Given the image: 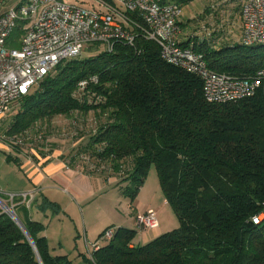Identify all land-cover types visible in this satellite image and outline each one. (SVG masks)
<instances>
[{"label": "trees", "instance_id": "1", "mask_svg": "<svg viewBox=\"0 0 264 264\" xmlns=\"http://www.w3.org/2000/svg\"><path fill=\"white\" fill-rule=\"evenodd\" d=\"M218 1L205 9L211 13L219 8L224 15L229 10L232 16L241 9V0ZM190 2L177 4L182 9ZM130 16L143 25L139 16ZM219 19L209 16L206 24L214 27ZM212 33L206 38L188 33L181 46L192 45L217 73L252 78L264 68V46L247 47L240 40L217 47ZM136 34L132 46L116 43L109 52L93 44L89 47L97 55L61 63L17 102L19 109L5 134L29 135L38 124L93 111L99 120L95 118L86 144L62 155L72 158L71 166L77 159L88 166L86 173L118 175L119 184H127L123 195L132 201L155 166L179 227L142 246L137 230L110 227L113 238L101 246L106 230L93 259L84 256L89 264H264L263 93L238 102L208 103L199 77L168 63L156 43L146 41L141 31ZM82 81H88L84 91L79 90ZM84 135L79 128L72 138ZM61 143H38L34 151L45 157L52 152L47 144ZM15 204L43 264H76L69 256L53 255L45 225L32 220L20 200ZM18 207L24 209L23 217ZM0 264H40L24 232L1 208Z\"/></svg>", "mask_w": 264, "mask_h": 264}, {"label": "built area", "instance_id": "2", "mask_svg": "<svg viewBox=\"0 0 264 264\" xmlns=\"http://www.w3.org/2000/svg\"><path fill=\"white\" fill-rule=\"evenodd\" d=\"M12 1L0 0V120L61 63L81 57L93 44L109 52L116 43L132 46L136 31H141L146 41L156 43L168 63L199 77L208 103L238 102L259 92L264 95V68L252 78L217 73L192 45L181 46L182 9L168 0H96L102 9L99 11L74 5L70 0H24L9 8ZM131 14L139 16L143 25L132 21ZM241 20L242 44L264 46V0H241ZM14 33H18L15 42ZM87 86L88 81H82L79 90ZM1 196H10L7 202L13 209L16 200L27 208L34 200L33 192L18 196L0 192L2 200ZM135 224L138 232L156 229V212L138 214ZM113 236L114 231L107 230L101 241ZM98 245L93 244V251ZM89 257L93 259V253Z\"/></svg>", "mask_w": 264, "mask_h": 264}, {"label": "rangeland", "instance_id": "3", "mask_svg": "<svg viewBox=\"0 0 264 264\" xmlns=\"http://www.w3.org/2000/svg\"><path fill=\"white\" fill-rule=\"evenodd\" d=\"M23 1L13 0L8 4V7H17ZM70 2L87 9L102 10L96 0H70ZM216 4H219L218 0H191L189 4L182 5L181 18L186 24L183 27L185 37H188V33L192 35L197 32L201 38H206L212 33L211 31L215 30L218 36L213 35V33L212 36L218 40L216 39L214 46L220 47L224 43L234 44L241 40L239 38L240 27H242L241 9L233 13L234 16L229 10H224V15L219 8L212 9V14L208 12V9H205L206 7H214ZM215 14L220 18L219 21L214 23L216 24L214 27L208 26V17L211 16L212 18V15ZM12 37V41L15 42L18 39V33H14ZM15 47L18 48L19 46L15 44ZM97 54V50L87 46L84 49L83 58ZM18 109V103H15L0 120V138L2 137L5 143L15 149H24L25 154L31 160L32 158L35 159L34 150L39 145L38 143L46 144V142L61 141L62 148L59 147V144H47V149L52 150L51 154L59 150L63 154L74 153L79 144H86V136L87 134L89 136L88 132L94 128L95 118H97L93 111H90L89 114L75 112L68 118L59 117L46 121L43 125L38 124L29 135L22 134L13 137L7 134H5L6 136L3 135L9 128L13 115ZM74 122H76L75 125ZM79 128L83 130L85 135L81 138H72L75 133H78ZM36 130H40L39 133H43V137ZM23 137L27 139L23 140L25 139ZM61 157L65 158L64 156ZM81 157L82 155H78L79 160L82 159ZM45 159V157L40 156V161ZM71 163L72 158L68 161L69 165ZM76 166L80 169L68 167L66 170L70 172L67 174L60 171L49 177L50 181L45 183V189L41 192L35 188V181L31 182L26 177L20 169L21 167H18L15 160H10L9 153L0 145V192L4 195L13 194L16 196L23 193H34V200L29 205L27 214L35 221H40L45 225L47 243L53 255H66L76 264H89L84 256H80L79 253H86L87 255L88 249L93 250V243L99 238L100 233L108 230V227L114 228V225L118 226L121 223H126L124 227L128 229L134 226V219L138 215L135 213L145 209L150 203L156 209L159 228L143 232L137 231L136 240L140 246L146 245L155 238L179 227V220L174 210L165 200L154 165L150 166L146 181L133 201L129 196L123 195L127 184H119L121 177L118 175L100 172L86 173L85 169L88 166L79 167L78 163ZM1 197L3 203L11 206V203L7 202V198L11 200L10 196ZM13 210L15 211V208ZM16 211L21 217L25 215L23 208L18 207ZM144 213L139 212V214ZM106 243V241L100 242L101 246Z\"/></svg>", "mask_w": 264, "mask_h": 264}, {"label": "crops", "instance_id": "4", "mask_svg": "<svg viewBox=\"0 0 264 264\" xmlns=\"http://www.w3.org/2000/svg\"><path fill=\"white\" fill-rule=\"evenodd\" d=\"M168 1L171 2V3H173V4H176V5L180 6L179 4H177L178 0H168ZM241 33L242 32H241V27H240L239 37L241 36ZM185 35L186 34H183L182 35V37H181L182 38L181 39L182 41H187V38L185 37ZM3 135H5V133ZM2 139L3 138L1 137L0 138V145L9 153L10 159H13V160L17 159L18 160V162L16 164L18 165V167H21L20 169L25 173L26 177H28L29 180H31V182L32 181H35L34 185H35V188H37L38 191L43 192V189H45L44 186H46L45 183L47 181H50L49 180V177H51L52 175H55L56 172L63 171L64 173L67 174L68 172H70V171H67L66 170V169H68V167H71V168L77 167L78 168V166H76V163H78V165H80L79 167L82 166L81 165V162H79L77 160H75L73 166L69 165L68 164V161L70 159L69 160H66L67 158L64 159L63 157H61L63 155V153L62 152L60 153V150L59 151H56L53 154L46 153V156H45L46 159L45 160H41V161H40V156L36 153V151H34L35 159L32 158V160H31V159H29V156H27L25 154L26 151L24 149H22V148H20V150L19 149H15L14 147H11L7 143H5ZM1 143H3L4 145H2ZM59 145H60L59 147H61L62 144H59ZM64 152H66V151H64ZM55 154H58V155H55ZM67 154H69V153H67ZM67 154H65V155H67ZM57 158H60V159L59 160H56ZM79 169L80 168H78V170ZM75 171H77V170L75 169ZM42 175H44V176H42ZM150 210H153V211L155 210V212H156V209L152 207V204L151 203L148 206H146L145 209H141V211L138 210L135 213V215L136 214H139V212H145L146 213V212H148ZM30 218L32 220H34L32 217H30ZM38 222H40V221H38ZM125 224L121 223L118 226L114 225L115 226L114 228H125L124 227ZM108 228H110V227H108ZM129 229H135L136 230L135 219H134V226L129 227ZM104 232L105 231H103L102 233H100L99 238L101 237V235ZM99 238L93 244L97 243L99 241ZM91 253H93V250L88 249L87 256H89ZM79 255L80 256H85L86 253H79Z\"/></svg>", "mask_w": 264, "mask_h": 264}, {"label": "water", "instance_id": "5", "mask_svg": "<svg viewBox=\"0 0 264 264\" xmlns=\"http://www.w3.org/2000/svg\"><path fill=\"white\" fill-rule=\"evenodd\" d=\"M0 202H2V200L0 199ZM1 208L3 209V212L5 214H7L20 228L21 230L24 232V234L26 235V237L28 238L30 244L32 245V247L34 248V251L37 255L38 261L40 264L42 263V260L40 259L39 253L36 249V246L34 244V241L32 240V238L30 237L27 229L25 228L24 224L22 223V221L20 220V218L18 217V215L16 214V212L13 210L12 207L8 206L5 203H0Z\"/></svg>", "mask_w": 264, "mask_h": 264}]
</instances>
